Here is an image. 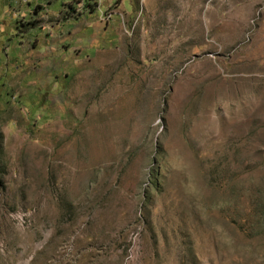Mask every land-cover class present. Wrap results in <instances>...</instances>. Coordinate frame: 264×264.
I'll return each instance as SVG.
<instances>
[{
	"label": "rangeland",
	"instance_id": "obj_1",
	"mask_svg": "<svg viewBox=\"0 0 264 264\" xmlns=\"http://www.w3.org/2000/svg\"><path fill=\"white\" fill-rule=\"evenodd\" d=\"M0 264H264V0H0Z\"/></svg>",
	"mask_w": 264,
	"mask_h": 264
},
{
	"label": "bare ground",
	"instance_id": "obj_2",
	"mask_svg": "<svg viewBox=\"0 0 264 264\" xmlns=\"http://www.w3.org/2000/svg\"><path fill=\"white\" fill-rule=\"evenodd\" d=\"M32 1H34V2H36V3H40V2H37V0H32Z\"/></svg>",
	"mask_w": 264,
	"mask_h": 264
},
{
	"label": "built area",
	"instance_id": "obj_3",
	"mask_svg": "<svg viewBox=\"0 0 264 264\" xmlns=\"http://www.w3.org/2000/svg\"><path fill=\"white\" fill-rule=\"evenodd\" d=\"M42 0H37V2H41Z\"/></svg>",
	"mask_w": 264,
	"mask_h": 264
}]
</instances>
